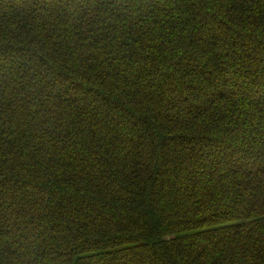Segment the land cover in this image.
I'll return each instance as SVG.
<instances>
[{
  "label": "trees",
  "instance_id": "trees-1",
  "mask_svg": "<svg viewBox=\"0 0 264 264\" xmlns=\"http://www.w3.org/2000/svg\"><path fill=\"white\" fill-rule=\"evenodd\" d=\"M0 264H264V0H0Z\"/></svg>",
  "mask_w": 264,
  "mask_h": 264
}]
</instances>
